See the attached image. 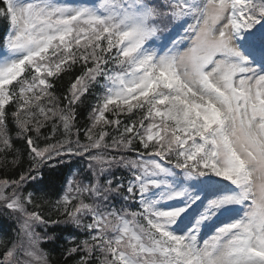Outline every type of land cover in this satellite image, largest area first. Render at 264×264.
Segmentation results:
<instances>
[{"label":"snow or ice","instance_id":"6c2138e0","mask_svg":"<svg viewBox=\"0 0 264 264\" xmlns=\"http://www.w3.org/2000/svg\"><path fill=\"white\" fill-rule=\"evenodd\" d=\"M0 19V264H52L64 233L63 264H264V0H0Z\"/></svg>","mask_w":264,"mask_h":264},{"label":"trees","instance_id":"16d2710c","mask_svg":"<svg viewBox=\"0 0 264 264\" xmlns=\"http://www.w3.org/2000/svg\"><path fill=\"white\" fill-rule=\"evenodd\" d=\"M8 31L9 29L7 22L4 21L3 19H0V37H3L6 40ZM70 78L71 77L69 76H65L63 81L58 83L56 88L57 95L63 96L66 93ZM96 95H98V93H93V95L88 98L85 104L81 105L78 108L77 127L81 131L82 140H83L84 128L87 127L89 124V112L91 110V107L94 106V104L96 103ZM41 143H43V141ZM17 146L19 147L20 145L18 144ZM87 164L88 161L86 159L76 158L75 160L72 161V166L74 170L77 167H80V168H84L85 171H87ZM42 171L47 173L49 170L42 169ZM113 171L115 172L114 180H125L128 177V173L126 169L117 168L114 169ZM25 187L28 188V191H32V189L28 185H25ZM34 199L37 200L38 203L40 204V208L36 209L37 211H41L44 215L48 216L51 219L57 218L56 214L51 209V205L55 202L54 195L48 194L47 198H45L44 193H39V194H34ZM109 206H114L116 209H119L122 206L127 207V202L122 201V198L117 196L115 201L109 202ZM0 224L3 225V229H4L3 232H0V241L6 242L9 237L15 238L18 225H16V221L14 217H9L7 213L0 211ZM56 227L58 229H64L66 226L61 224ZM57 235H60L59 231L57 232ZM66 235L67 233H64L63 236H61V242L55 244L49 243L46 249L50 252V259L52 261V264H63V259H62L63 248H64L63 239L64 236ZM80 236L81 238H83V233H81Z\"/></svg>","mask_w":264,"mask_h":264},{"label":"rangeland","instance_id":"374dc122","mask_svg":"<svg viewBox=\"0 0 264 264\" xmlns=\"http://www.w3.org/2000/svg\"><path fill=\"white\" fill-rule=\"evenodd\" d=\"M22 2H23V0H22ZM61 2L74 4V5H79L81 3H87L88 5H91L94 2V0H61ZM192 23H195V21H192ZM181 36L183 37L181 40V47L186 48V47L190 46L191 33H181ZM9 55H10V53L8 52V50L6 48H3V47L0 48V59H3ZM226 219H228V217L223 216V217H220L219 219H214L213 221L209 222V224L206 225L202 229L198 239L209 238L214 233L215 226L219 225L222 220H226ZM203 233H204V235H203Z\"/></svg>","mask_w":264,"mask_h":264},{"label":"bare ground","instance_id":"6f19581e","mask_svg":"<svg viewBox=\"0 0 264 264\" xmlns=\"http://www.w3.org/2000/svg\"><path fill=\"white\" fill-rule=\"evenodd\" d=\"M203 235H204V233H203Z\"/></svg>","mask_w":264,"mask_h":264}]
</instances>
